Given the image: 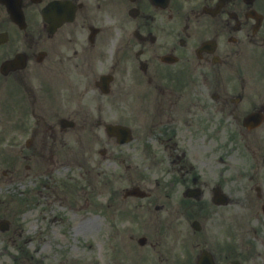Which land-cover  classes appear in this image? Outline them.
I'll use <instances>...</instances> for the list:
<instances>
[{
    "label": "flooded vegetation",
    "instance_id": "flooded-vegetation-1",
    "mask_svg": "<svg viewBox=\"0 0 264 264\" xmlns=\"http://www.w3.org/2000/svg\"><path fill=\"white\" fill-rule=\"evenodd\" d=\"M122 120L148 185L80 171ZM0 165V264H87L79 197L93 264H264V0H0Z\"/></svg>",
    "mask_w": 264,
    "mask_h": 264
},
{
    "label": "rangeland",
    "instance_id": "rangeland-1",
    "mask_svg": "<svg viewBox=\"0 0 264 264\" xmlns=\"http://www.w3.org/2000/svg\"><path fill=\"white\" fill-rule=\"evenodd\" d=\"M120 107V106H119ZM111 109H115L114 106H112ZM119 109V108H117ZM126 109V108H125ZM97 155V153L95 154V156ZM143 156L141 158H138V162L143 161L145 162V153L142 154ZM111 165L108 169L109 172H112L114 169V166L112 167V163L108 164ZM2 168V166H0V169ZM77 173V172H75ZM79 197L76 201L81 202L82 199ZM139 202L145 204V202H143V200H140ZM64 211V209H61L60 212ZM92 212L89 213V218L85 219L84 221L79 222L78 219L81 218V214L78 213V211H75L76 213L73 216V220H74V236L75 239L73 240V242L75 243V245L78 246V244L80 245L81 241L83 239H90L91 244H95V246H91L90 247V251L87 252L86 249H84L81 245L78 247H82L86 253H85V260H89L87 264H93L94 259L98 261L99 257L97 256L98 252H99V244H98V235H99V231L102 232V234L104 233L105 236L107 238H109V233L110 230L112 229L111 227L108 226V223L105 225V227L101 228L99 221L100 218H97V216H95V214L93 212H95L94 210H91ZM6 211L2 208V206L0 207V215H3V213H5ZM7 213V212H6ZM82 214H86L84 211L81 212ZM96 213V212H95ZM7 216V214H5ZM62 215L65 217L67 216L66 213H62ZM27 219L25 221H32L31 217L29 216V214L26 215ZM1 236V233H0ZM1 247V244H0ZM107 249H110L111 247L108 245V241H107V245H106ZM32 247L30 246L28 249H31ZM107 256H108V260L107 262L110 264H114L113 263V257L111 255L108 254L107 252ZM97 264V263H95Z\"/></svg>",
    "mask_w": 264,
    "mask_h": 264
}]
</instances>
